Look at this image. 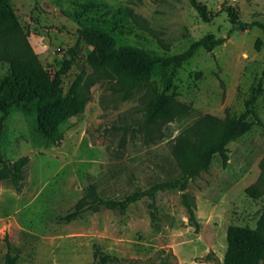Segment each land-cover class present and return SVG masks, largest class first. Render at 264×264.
I'll return each instance as SVG.
<instances>
[{
    "label": "rangeland",
    "instance_id": "rangeland-1",
    "mask_svg": "<svg viewBox=\"0 0 264 264\" xmlns=\"http://www.w3.org/2000/svg\"><path fill=\"white\" fill-rule=\"evenodd\" d=\"M198 1L207 5L211 20L190 0H9L20 30L0 37V80L15 70L43 72L53 81L77 43L78 29L87 25H102L119 47L138 46L165 57L207 34L225 41L211 51L200 47L179 68H141L144 83L95 70L82 44L62 86L67 97L86 70L83 111L67 114L63 101L42 118L57 125V143L49 144L38 129L37 114L11 107L2 159L30 161L21 187L0 179V264L8 243L19 264H92L97 247L116 258L111 264H221L230 226L264 224V48H256L264 30H240L228 15L231 9L241 21L264 24V0ZM80 3L104 6L79 21L72 13L81 10ZM156 97L174 105L170 119L148 121ZM248 109L252 130L228 145L229 161L215 156L185 191H159L156 215L147 195L124 211L101 206L70 222L62 219L81 201L121 199L181 177L173 149L183 131L204 119L202 127L210 133L216 126L212 118H238ZM252 185L257 192L248 191ZM184 192L196 202L198 230L188 219Z\"/></svg>",
    "mask_w": 264,
    "mask_h": 264
},
{
    "label": "trees",
    "instance_id": "trees-1",
    "mask_svg": "<svg viewBox=\"0 0 264 264\" xmlns=\"http://www.w3.org/2000/svg\"><path fill=\"white\" fill-rule=\"evenodd\" d=\"M192 5L198 9L202 17L209 21L212 15L207 5L198 0H190ZM77 6L81 10L72 13V17L79 21L89 20V13L94 8L103 7L100 4L80 3ZM110 15V10L104 13ZM230 21L240 30H248L254 26H260L264 30V24L260 22H244L238 19L236 12L228 10ZM104 17V15H103ZM102 16L100 18H103ZM94 18H92L93 20ZM20 30V24L16 13L10 5L9 0H0V37H8ZM78 40L74 47L68 51V58L63 67L57 72L53 81H47L43 72L30 75L19 71H11L0 80V143L4 130V122L9 117L10 108L20 105L26 114H37L38 129L46 137L49 144L59 142L54 137L56 124L43 122L45 114L61 102L67 104V114H78L83 111L85 97L82 93V80L85 69L78 74L69 95L65 97L62 86L63 75L67 74L73 64L74 57L80 46L85 44L89 48L88 63L95 70L104 71L117 76L123 81L133 83H144V75L138 71L143 67H174L179 68L189 61L200 47L211 51L222 44L224 38H216L213 34H207L201 39L193 42L184 52L173 56H160L148 53L143 48L133 45L119 47L116 38L102 25H87L77 31ZM257 49L264 48V39L256 43ZM174 105L167 106L162 103L160 97L153 98L150 102L147 119L150 122L159 119H170L173 116ZM248 109L240 117H226L224 119L212 118L215 128L210 133L206 132L203 120L183 131L176 142L173 152L178 165L183 170V175L175 180L158 182L146 191H135L121 199L98 198L90 203L79 202L76 207L68 212L62 219L70 222L80 217L87 210H97L106 206L124 211L132 203L137 202L144 196L152 199L151 208L153 216L156 215L157 194L162 190L179 189L185 191L189 181L197 176L202 170L207 169L215 156H219L223 163L229 161V144L252 130V123ZM30 161L29 156H23L15 161H3L0 149V179H7L16 187H21L25 180V168ZM249 192H257L256 185L248 188ZM183 203L188 212L190 223L198 230L200 227L196 215V202L187 192L182 194ZM229 249L225 260L221 264H260L264 260V224L257 229H249L242 226H230L228 229ZM6 254L4 264H19L20 256L10 249ZM92 264H111L115 257L96 248ZM166 264V263H162Z\"/></svg>",
    "mask_w": 264,
    "mask_h": 264
}]
</instances>
